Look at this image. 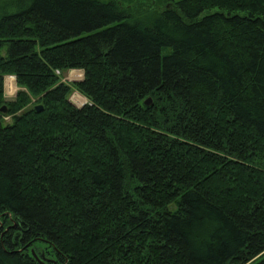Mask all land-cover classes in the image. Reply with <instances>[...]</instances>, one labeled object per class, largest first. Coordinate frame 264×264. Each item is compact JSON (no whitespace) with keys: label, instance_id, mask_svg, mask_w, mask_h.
I'll use <instances>...</instances> for the list:
<instances>
[{"label":"trees","instance_id":"trees-1","mask_svg":"<svg viewBox=\"0 0 264 264\" xmlns=\"http://www.w3.org/2000/svg\"><path fill=\"white\" fill-rule=\"evenodd\" d=\"M151 1L0 0V264H264V0Z\"/></svg>","mask_w":264,"mask_h":264},{"label":"rangeland","instance_id":"rangeland-1","mask_svg":"<svg viewBox=\"0 0 264 264\" xmlns=\"http://www.w3.org/2000/svg\"><path fill=\"white\" fill-rule=\"evenodd\" d=\"M122 1L126 5H131L132 8L142 9L145 12V14H147V15H150L151 12H153V11H155V12L158 11V9L160 8L156 4L151 3L152 2L151 0H122ZM215 11H218V9L214 8L211 10H205L200 14L199 18L204 17L205 15L214 13ZM61 76L63 77L62 81L66 82V83L80 81L83 79V73L79 70H69V71L63 73ZM8 78H13L14 83L11 82V80H8ZM5 80L7 81L6 88L4 86L5 98L7 100H12L15 97L17 91L19 90L17 85H16L15 77L6 76ZM12 83L14 85L10 86V84H12ZM70 101L77 108H80V107H82V105L87 103V100L79 92H77L75 90L72 91V94L70 96Z\"/></svg>","mask_w":264,"mask_h":264},{"label":"water","instance_id":"water-1","mask_svg":"<svg viewBox=\"0 0 264 264\" xmlns=\"http://www.w3.org/2000/svg\"><path fill=\"white\" fill-rule=\"evenodd\" d=\"M4 96H5V94H4ZM70 101V100H69ZM71 102V101H70ZM150 99H148V100H146L145 101V104L146 105H149L150 104ZM72 103V102H71ZM73 104V103H72ZM35 110L37 111V112H41L42 111V106H40V105H38V106H36L35 107ZM0 112L1 113H6V107L5 106H3L2 108H0ZM35 256V255H34ZM35 258H36V260L39 262V263H41V264H44V262L42 261V260H40L37 256H35Z\"/></svg>","mask_w":264,"mask_h":264},{"label":"bare ground","instance_id":"bare-ground-1","mask_svg":"<svg viewBox=\"0 0 264 264\" xmlns=\"http://www.w3.org/2000/svg\"><path fill=\"white\" fill-rule=\"evenodd\" d=\"M83 73V72H82ZM8 80H11V82H13L14 83V79L13 78H8ZM10 84V86H12V85H14V84ZM74 105V104H73ZM85 105V104H84ZM84 105H82V107L84 106Z\"/></svg>","mask_w":264,"mask_h":264},{"label":"built area","instance_id":"built-area-1","mask_svg":"<svg viewBox=\"0 0 264 264\" xmlns=\"http://www.w3.org/2000/svg\"><path fill=\"white\" fill-rule=\"evenodd\" d=\"M58 73V72H57ZM6 84H7V81L4 79V86H5V88H6ZM4 93H5V91H4ZM7 97V96H6Z\"/></svg>","mask_w":264,"mask_h":264},{"label":"crops","instance_id":"crops-1","mask_svg":"<svg viewBox=\"0 0 264 264\" xmlns=\"http://www.w3.org/2000/svg\"><path fill=\"white\" fill-rule=\"evenodd\" d=\"M82 72V71H81Z\"/></svg>","mask_w":264,"mask_h":264}]
</instances>
